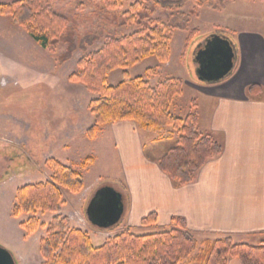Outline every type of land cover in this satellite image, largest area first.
<instances>
[{
  "label": "rangeland",
  "instance_id": "374dc122",
  "mask_svg": "<svg viewBox=\"0 0 264 264\" xmlns=\"http://www.w3.org/2000/svg\"><path fill=\"white\" fill-rule=\"evenodd\" d=\"M50 1L75 28L77 48L72 57L62 63L58 56L66 47L64 42L53 48L42 47L22 26L14 23L10 15L0 14V245L11 252L16 264L44 262L40 239L46 235V226L40 225L27 233L20 222L32 214L21 212L15 216L12 207L18 187L50 179V158L81 171L84 188L72 192L61 187L64 204L59 214L68 216L72 226L87 231L94 245L102 244L125 228L136 234L164 229L162 225L141 224L128 217L120 218L108 228L97 227L85 214L93 194L100 187L112 185L120 192L125 191L121 186L125 185L127 146L130 144L120 141L113 122L102 125L94 138L87 136L86 130L94 120L88 103L95 94L83 83L70 80L69 75L79 70L77 62L81 57L102 46L105 37L137 29L136 23H121V13L136 0H123L122 6L114 9L106 7L103 0ZM144 2L148 7L154 6L152 17L179 23L188 16V28L173 30L167 61L161 62L150 55L130 67L128 72L131 77H144L151 85L166 78L178 80L181 92L173 98L170 111L184 117L192 109V101L197 104L201 100L200 89L192 83L208 82L201 80L197 71L198 50L216 34L232 38L240 28L259 24L261 0H247L244 2L247 7L239 11L233 4L229 9L219 10L209 6L207 0ZM257 7L259 10L252 11ZM224 22L227 24L223 25ZM193 30L195 32L187 40ZM121 77L122 69L116 68L108 74L107 82L115 85ZM158 132L142 130V144L149 137L159 135ZM167 147L165 142L146 143L145 150L150 155L161 156ZM88 156L92 161H86L84 168L82 162ZM57 214L37 211L35 215L39 222L47 225Z\"/></svg>",
  "mask_w": 264,
  "mask_h": 264
},
{
  "label": "trees",
  "instance_id": "16d2710c",
  "mask_svg": "<svg viewBox=\"0 0 264 264\" xmlns=\"http://www.w3.org/2000/svg\"><path fill=\"white\" fill-rule=\"evenodd\" d=\"M144 1H134L121 13V23H136L137 29L105 37L99 49L78 60L79 70L71 73L69 79L83 83L95 94L88 103L94 116L92 125L86 130L91 139L102 125L118 120H133L146 131L172 127L175 141L159 157L158 164L176 184L182 185L189 182L208 159L221 153L222 145L209 132L198 130L199 113L195 101L184 117L171 113L172 100L181 92L178 80L166 78L151 85L142 76H130L128 69L150 55L161 62L167 61L173 30L188 28V16L179 23L152 17L154 6L148 7ZM225 1L207 0V4L220 8L225 6ZM122 2L103 0L109 9L121 7ZM0 14L10 15L13 22L22 26L42 47L53 48L64 42L66 47L58 56L61 63L70 59L77 48L74 24L69 25L68 17L57 12L50 0L0 3ZM116 68L122 69L121 80L110 85L108 74ZM256 88L261 90L251 84L247 92L252 93ZM86 161H92V157L85 158L83 167ZM48 164L52 170L50 179L18 187L12 207L15 216L21 212L32 214L20 222L27 233L40 225L46 226V235L40 239L42 264H227L229 256L237 257L242 264H264V243L234 242L230 236L207 240L196 250L197 240L180 216L171 218L174 224L168 229L136 234L125 228L102 244L94 245L87 231L72 226L68 216L59 214L64 204L61 187L80 191L84 186L81 171L54 158H50ZM37 211L58 214L44 225L36 217ZM156 219L157 214L150 212L140 222L149 224Z\"/></svg>",
  "mask_w": 264,
  "mask_h": 264
},
{
  "label": "crops",
  "instance_id": "0c3cea01",
  "mask_svg": "<svg viewBox=\"0 0 264 264\" xmlns=\"http://www.w3.org/2000/svg\"><path fill=\"white\" fill-rule=\"evenodd\" d=\"M246 1H225L219 10L233 4L239 11L247 7ZM260 10L259 24L234 31L232 38L226 36L235 51L229 74L217 81L192 83L201 93L198 130L209 132L221 143L222 151L208 159L189 182L176 184L160 168V156L145 150L146 143L171 146L176 138L172 127L149 131H159V135L142 144L144 129L137 122H113L120 141L130 144L125 185L121 186L125 190H121V218L141 223L142 217L155 212L157 219L147 225L168 229L174 224L172 217H183L197 240L196 250L205 241L224 236L234 242L264 243V0ZM251 84L261 90L248 93ZM227 264L242 263L229 256Z\"/></svg>",
  "mask_w": 264,
  "mask_h": 264
},
{
  "label": "water",
  "instance_id": "95a60500",
  "mask_svg": "<svg viewBox=\"0 0 264 264\" xmlns=\"http://www.w3.org/2000/svg\"><path fill=\"white\" fill-rule=\"evenodd\" d=\"M200 79L217 81L232 70L235 51L230 40L220 34L212 36L197 52ZM123 195L112 185L100 187L92 196L85 214L97 227L108 228L119 222L123 212ZM0 264H16L14 256L0 245Z\"/></svg>",
  "mask_w": 264,
  "mask_h": 264
}]
</instances>
